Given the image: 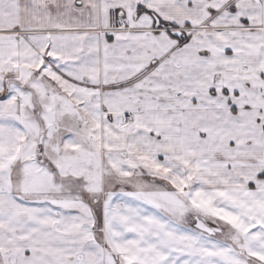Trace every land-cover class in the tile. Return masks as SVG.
Here are the masks:
<instances>
[{
    "label": "snow or ice",
    "instance_id": "1",
    "mask_svg": "<svg viewBox=\"0 0 264 264\" xmlns=\"http://www.w3.org/2000/svg\"><path fill=\"white\" fill-rule=\"evenodd\" d=\"M0 264H264V0H0Z\"/></svg>",
    "mask_w": 264,
    "mask_h": 264
}]
</instances>
